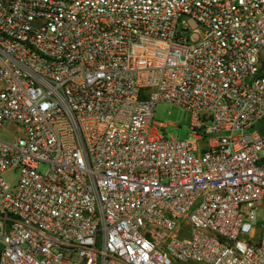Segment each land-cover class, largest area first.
<instances>
[{
  "label": "built area",
  "instance_id": "2783aa9c",
  "mask_svg": "<svg viewBox=\"0 0 264 264\" xmlns=\"http://www.w3.org/2000/svg\"><path fill=\"white\" fill-rule=\"evenodd\" d=\"M6 125L0 264H264V0H0Z\"/></svg>",
  "mask_w": 264,
  "mask_h": 264
},
{
  "label": "rangeland",
  "instance_id": "374dc122",
  "mask_svg": "<svg viewBox=\"0 0 264 264\" xmlns=\"http://www.w3.org/2000/svg\"><path fill=\"white\" fill-rule=\"evenodd\" d=\"M154 120L165 124V127L159 128V131H163L169 137H178L179 139L191 138L189 129L190 114L185 111L182 107L168 102H159L156 106ZM0 136L3 139L9 140L13 134L11 129L6 125L2 129ZM43 169V168H42ZM17 172L8 173L7 179L15 183ZM264 219V208L257 211V220L253 223V227L256 231V235L260 232V224ZM184 264H201L197 262H187Z\"/></svg>",
  "mask_w": 264,
  "mask_h": 264
}]
</instances>
